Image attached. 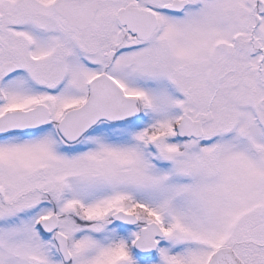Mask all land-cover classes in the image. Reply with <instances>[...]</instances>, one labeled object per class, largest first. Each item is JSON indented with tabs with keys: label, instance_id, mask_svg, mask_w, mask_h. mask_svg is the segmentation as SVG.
<instances>
[{
	"label": "snow or ice",
	"instance_id": "1",
	"mask_svg": "<svg viewBox=\"0 0 264 264\" xmlns=\"http://www.w3.org/2000/svg\"><path fill=\"white\" fill-rule=\"evenodd\" d=\"M0 264H264V0H0Z\"/></svg>",
	"mask_w": 264,
	"mask_h": 264
}]
</instances>
